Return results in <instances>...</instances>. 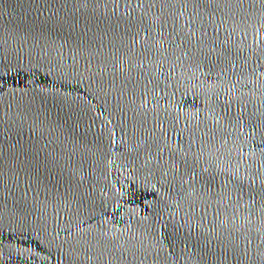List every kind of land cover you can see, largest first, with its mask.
<instances>
[{
  "label": "water",
  "instance_id": "obj_1",
  "mask_svg": "<svg viewBox=\"0 0 264 264\" xmlns=\"http://www.w3.org/2000/svg\"><path fill=\"white\" fill-rule=\"evenodd\" d=\"M0 264H264V0H0Z\"/></svg>",
  "mask_w": 264,
  "mask_h": 264
}]
</instances>
